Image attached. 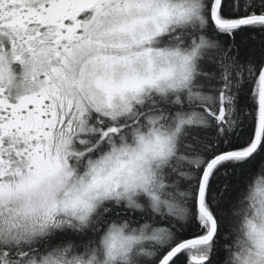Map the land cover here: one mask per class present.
<instances>
[{"label": "snow or ice", "instance_id": "1", "mask_svg": "<svg viewBox=\"0 0 264 264\" xmlns=\"http://www.w3.org/2000/svg\"><path fill=\"white\" fill-rule=\"evenodd\" d=\"M0 264H264V0H0Z\"/></svg>", "mask_w": 264, "mask_h": 264}]
</instances>
